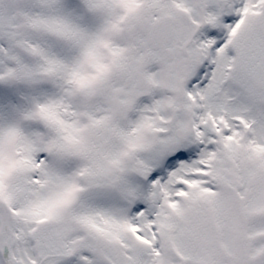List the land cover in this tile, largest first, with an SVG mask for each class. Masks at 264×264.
I'll return each mask as SVG.
<instances>
[{"label": "snow or ice", "instance_id": "6c2138e0", "mask_svg": "<svg viewBox=\"0 0 264 264\" xmlns=\"http://www.w3.org/2000/svg\"><path fill=\"white\" fill-rule=\"evenodd\" d=\"M0 264H264V0H0Z\"/></svg>", "mask_w": 264, "mask_h": 264}]
</instances>
